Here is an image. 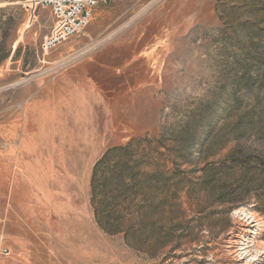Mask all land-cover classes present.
<instances>
[{"label":"rangeland","instance_id":"obj_1","mask_svg":"<svg viewBox=\"0 0 264 264\" xmlns=\"http://www.w3.org/2000/svg\"><path fill=\"white\" fill-rule=\"evenodd\" d=\"M48 11L0 0V264H264V0Z\"/></svg>","mask_w":264,"mask_h":264},{"label":"built area","instance_id":"obj_2","mask_svg":"<svg viewBox=\"0 0 264 264\" xmlns=\"http://www.w3.org/2000/svg\"><path fill=\"white\" fill-rule=\"evenodd\" d=\"M97 0H36V6L49 8L53 26L44 37L42 49L50 50L79 34L88 24ZM8 254V250H4Z\"/></svg>","mask_w":264,"mask_h":264},{"label":"bare ground","instance_id":"obj_3","mask_svg":"<svg viewBox=\"0 0 264 264\" xmlns=\"http://www.w3.org/2000/svg\"><path fill=\"white\" fill-rule=\"evenodd\" d=\"M75 136L80 137L83 136L84 139L87 138V131L86 128L82 127L80 122H74L73 129L71 131V138H74ZM76 141V140H75ZM68 142V141H67ZM73 142V141H72ZM71 145V144H70ZM77 149H79L76 145V142H73L72 148L70 149L69 155V161H70V169L74 171L77 168V165L82 160V157L79 153H77ZM69 151V150H67ZM79 151V150H78ZM64 168V167H63ZM67 171V170H66ZM77 171V170H76ZM78 173V172H77ZM70 174V173H69ZM47 184V183H46ZM62 187V186H61ZM60 201V200H59ZM65 201V200H64Z\"/></svg>","mask_w":264,"mask_h":264},{"label":"trees","instance_id":"obj_4","mask_svg":"<svg viewBox=\"0 0 264 264\" xmlns=\"http://www.w3.org/2000/svg\"><path fill=\"white\" fill-rule=\"evenodd\" d=\"M113 151H116V149H114ZM109 153L110 152H106L98 161H97V163L95 164V166H94V170H93V176H92V193H94L95 194V186H94V182H95V175H97V169H98V167H99V165H101V164H105L106 165V168H105V170L104 171H101L102 172V174H104L106 171H110L111 172V170L113 169L112 167L113 166H111V165H108L107 164V159L109 158L108 157V155H109ZM107 169V170H106ZM101 174V175H102ZM108 231H115L116 230V228H111V227H109L108 226Z\"/></svg>","mask_w":264,"mask_h":264},{"label":"crops","instance_id":"obj_5","mask_svg":"<svg viewBox=\"0 0 264 264\" xmlns=\"http://www.w3.org/2000/svg\"><path fill=\"white\" fill-rule=\"evenodd\" d=\"M42 13L44 14L45 12L44 11H42ZM48 18L47 19H45L46 17L44 16V20H45V23H47L48 22V20L50 19L51 20V23H50V26L48 25V28H52V26H53V17H52V15H51V12L50 11H48ZM50 17V18H49ZM48 32L49 31H47V33L45 34V33H42V35H44V36H46L47 34H48ZM43 36V37H44ZM23 37H24V34H23ZM20 44V40H16L15 41V43L12 45V47H13V50L14 49H16L17 47H18V45ZM2 64V68L4 69V62H2L1 63Z\"/></svg>","mask_w":264,"mask_h":264}]
</instances>
